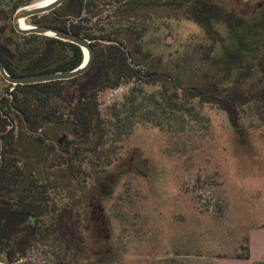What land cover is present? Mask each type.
Instances as JSON below:
<instances>
[{"label": "rangeland", "instance_id": "374dc122", "mask_svg": "<svg viewBox=\"0 0 264 264\" xmlns=\"http://www.w3.org/2000/svg\"><path fill=\"white\" fill-rule=\"evenodd\" d=\"M188 1L84 0L90 6L83 16L94 24L89 32L100 43L125 46L143 76L98 93L101 118L113 125L101 143L85 142L65 116L90 77L65 85L64 102L51 99L48 108L64 117L39 125L42 141L9 115L6 127L13 125L14 139L5 156L24 172L19 188L32 180L45 186V226L66 209L65 221L83 242L79 264L235 258L245 254L250 233L264 228V125L244 117L235 128L226 112L186 93L210 86L226 91L258 79L261 70L229 66V28L217 26L216 40H210L187 19ZM210 1L245 20L264 15V0ZM16 42L36 45L34 52L42 54L32 38ZM7 90L11 86L0 78V98ZM17 192L9 198L17 199ZM60 251L54 236H38L11 262L58 264Z\"/></svg>", "mask_w": 264, "mask_h": 264}, {"label": "trees", "instance_id": "16d2710c", "mask_svg": "<svg viewBox=\"0 0 264 264\" xmlns=\"http://www.w3.org/2000/svg\"><path fill=\"white\" fill-rule=\"evenodd\" d=\"M69 1L66 0V3ZM79 2L81 4L80 12L83 9H89L90 3L85 5L84 0H79ZM188 3L187 19L203 28L205 35L210 40H216L215 28L217 26L229 28L230 35L225 39L229 66L241 70L251 66L254 70L258 65L261 75L258 79L248 83L243 82L242 85L234 86L226 91H219L210 86L211 89L206 88L204 90L191 88L186 93L190 94L191 98L198 99L202 105H213L226 112L231 125L235 128L240 127L244 117H247L250 123L264 125V15L259 20L257 18L245 20L223 5L210 0H189ZM178 5L182 6L181 4ZM89 29L80 24L75 33L87 39L98 38L89 32ZM99 38L113 39L110 36ZM91 46L93 60L84 74L67 81L16 86L10 93V97L5 96L1 100V104L4 106L2 108L16 110L18 112L16 117L30 130L36 131L41 123L58 121L64 117V113H61L56 118V109L48 108L51 99L64 102L66 100L64 96L65 85H75L81 79L90 77L89 82L82 87L80 96L71 98L72 100L75 99V102L65 116L81 130L80 136L85 142L95 138L97 144L101 143L106 129L113 127V125L101 118L97 100L98 93L116 89L123 81L141 80L143 76L140 75L139 63L133 59L131 51L128 49L127 52H124L118 45L104 44L97 40ZM62 47L61 61L54 65L48 62L47 65H43L37 71L32 72H63L79 67L83 61L81 49L74 44L65 42H63ZM211 49L212 47L209 46L208 50L204 52L202 56L204 60L209 58ZM127 53L130 55V62H128ZM48 57L51 58V55ZM52 59H54L53 54ZM8 70L13 72L9 68ZM6 113L1 114L0 112V132H4L8 124L6 117L3 116ZM36 137L42 141L40 136ZM13 139L12 132L0 137L3 152V163L0 164V249L13 260L16 255L23 256L33 241H37L38 236L45 239L50 235L54 236V241L61 250L56 256L57 263L79 264L83 254V242L79 234L75 235L72 221L70 223L65 221L63 214L66 213L67 215L66 209L59 219L54 217L53 221L45 226L40 221V217L45 215L48 209L45 202V186L38 185L36 181L32 180L28 185L19 188V184L22 182L20 179L24 177V172L14 159H6L5 156L7 150L12 148ZM65 151L69 158L68 149L66 148ZM71 158L72 156L67 160L62 157V162L65 164ZM15 189L18 190V195L15 206L12 208L9 193ZM26 218L35 221V225L21 227L20 225H23ZM68 218L72 220L71 215ZM13 220H15V226L11 224ZM12 232L16 235L13 242L10 239ZM18 233L23 234L18 235ZM245 249L246 252L243 256L235 258L249 259V247L246 246Z\"/></svg>", "mask_w": 264, "mask_h": 264}, {"label": "flooded vegetation", "instance_id": "af4514ba", "mask_svg": "<svg viewBox=\"0 0 264 264\" xmlns=\"http://www.w3.org/2000/svg\"><path fill=\"white\" fill-rule=\"evenodd\" d=\"M46 0H0V23H3V26L0 27V62L3 65L5 71L11 76H26V75H34L41 74L35 73L32 71H37L39 67L43 65H47L49 62L51 65L56 64L62 59V44L63 41L59 39H55L52 37L36 35V34H21L16 30L14 17L15 14L28 6L33 4H37ZM64 0L60 5L56 6L54 9L40 14L33 15L21 19L17 22L18 27L22 30H27L32 27H51L55 29H61L68 31L72 34L77 35L75 32L77 31L78 26L81 24L86 26L88 29L92 28L94 24H91L86 17H84V13L86 9H83L80 12L81 4L79 0H70L66 3ZM10 24L8 25V22ZM28 23V25H27ZM89 29V31H90ZM25 37L32 38L33 42L41 43L39 50L42 54L37 55L36 45H32L30 43L18 44L16 41L18 39H24ZM87 39V38H86ZM16 40V41H15ZM94 43L97 39H89ZM67 43V42H65ZM91 43V44H92ZM19 52H27L25 55ZM38 52V51H37ZM52 54L54 59H52ZM30 55L32 56V60L27 58ZM51 55V58L48 56ZM26 58L24 59V57ZM48 58V59H47ZM48 64L49 66H51ZM8 68L13 71L9 72ZM27 68V69H26ZM51 73V72H48ZM2 79V77L0 76ZM3 80V79H2ZM4 81V80H3ZM5 82V81H4ZM8 84V83H7ZM10 85V84H9ZM11 86V85H10ZM12 89V86H11ZM14 90V88L9 92L8 90L4 93V95L0 98V101L3 97H10V93ZM9 114L3 115L6 117L9 122V115H17L18 112L16 110H7ZM1 114H4L3 110L0 109ZM17 113V114H16ZM24 129L35 136H39L40 132L38 130L32 131L27 125H23ZM8 132L13 133V125H9L6 127L4 132H0V137ZM0 164L3 163V152H2V143L0 142ZM16 199H10L12 208L15 206ZM13 226H15V220L11 222ZM35 225V221H32L31 218H26L23 221V225ZM13 228V227H12ZM23 234V233H22ZM18 233V235H22ZM16 235L14 232L11 233V242L14 241ZM10 258V257H9ZM11 260V259H10ZM12 261V260H11Z\"/></svg>", "mask_w": 264, "mask_h": 264}, {"label": "water", "instance_id": "95a60500", "mask_svg": "<svg viewBox=\"0 0 264 264\" xmlns=\"http://www.w3.org/2000/svg\"><path fill=\"white\" fill-rule=\"evenodd\" d=\"M64 0H53L48 3H37L26 8L19 10L14 17V23L16 30L21 34H36L47 37H52L55 39L62 40L63 42L71 43L78 46L83 53V61L82 64L72 70L63 71V72H51V73H41L34 75H26V76H11L9 75L3 65L0 62V76L2 79L12 86V89L16 86H25V85H35V84H43L54 81H67L78 76H81L86 72V70L91 66L93 60V49L91 46L92 41L81 36L72 34L68 31L55 29L51 27H32L27 30H22L20 26L18 27L17 22L21 19H24L33 15H40L46 13L56 6L60 5ZM104 44H115L118 45L124 52H127V48L121 45L116 41H106L101 40ZM87 57L85 58V53ZM128 62H130V55L127 53ZM0 264H12L9 256L6 252L0 249Z\"/></svg>", "mask_w": 264, "mask_h": 264}, {"label": "crops", "instance_id": "0c3cea01", "mask_svg": "<svg viewBox=\"0 0 264 264\" xmlns=\"http://www.w3.org/2000/svg\"><path fill=\"white\" fill-rule=\"evenodd\" d=\"M249 259L205 257L199 264H264V228L253 230L249 237Z\"/></svg>", "mask_w": 264, "mask_h": 264}, {"label": "bare ground", "instance_id": "6f19581e", "mask_svg": "<svg viewBox=\"0 0 264 264\" xmlns=\"http://www.w3.org/2000/svg\"><path fill=\"white\" fill-rule=\"evenodd\" d=\"M51 1H53V0H46V1H44L43 3H48V2H51ZM84 54H85V58H86V57H87L86 52H85Z\"/></svg>", "mask_w": 264, "mask_h": 264}]
</instances>
